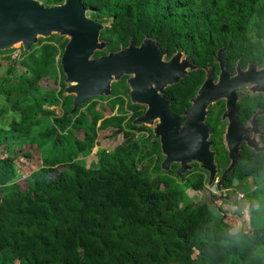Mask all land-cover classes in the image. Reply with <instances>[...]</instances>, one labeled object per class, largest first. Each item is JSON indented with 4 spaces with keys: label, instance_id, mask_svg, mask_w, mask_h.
Listing matches in <instances>:
<instances>
[{
    "label": "trees",
    "instance_id": "trees-1",
    "mask_svg": "<svg viewBox=\"0 0 264 264\" xmlns=\"http://www.w3.org/2000/svg\"><path fill=\"white\" fill-rule=\"evenodd\" d=\"M39 1L53 6L65 0ZM82 3L98 23L114 18L101 32L109 44L96 58L144 38L156 40L170 55L180 47L199 66L185 79L195 90L205 79L204 67L218 70L221 47L227 46V61L241 57L244 66H264V0ZM67 43L54 34L30 52L21 48L16 58V49L0 52V264H264V227H255V217L247 228L240 213L221 215L208 203L182 205L186 189L203 190L205 176L180 179L175 167L163 172L161 146L134 141L127 130L123 95L106 107L95 96L71 114L74 96L65 94L61 66ZM46 79L55 87L43 85ZM118 85L125 88L123 81ZM259 101L264 108V97ZM117 105L121 115L99 125L97 108L114 112ZM255 111L251 102L241 105L246 118ZM121 134L123 144L100 149L95 166H86L83 159L100 138ZM32 148L42 165L22 182L17 161L29 158ZM218 148L224 169L229 160ZM250 179L264 183V151L244 146L223 188L230 191ZM257 200L248 204L249 214L264 209V199ZM231 202L238 205V194ZM234 227L241 231L233 233Z\"/></svg>",
    "mask_w": 264,
    "mask_h": 264
},
{
    "label": "water",
    "instance_id": "water-1",
    "mask_svg": "<svg viewBox=\"0 0 264 264\" xmlns=\"http://www.w3.org/2000/svg\"><path fill=\"white\" fill-rule=\"evenodd\" d=\"M114 21L110 19L109 24ZM109 24L96 22L88 15V9L82 0H65L62 4L47 6L39 0H0V52L15 49L16 45H21L25 53L30 52L33 46L39 43L41 38H49L54 34L68 39L63 54L61 56V66L65 82L68 84L65 89L66 95H73V109L71 114H75L81 105L86 104L95 96H111L112 83L118 82L123 77L134 74L132 84L138 86L142 82L151 79V71H157L158 67H167L172 72V77H168L165 71L158 77L165 80L166 84L180 81L189 67L188 61L181 63V72L176 69L175 62H179L182 52H179L167 65L160 59L153 60L149 55L150 51L156 50L148 42L141 46L131 43L127 47H122L119 51H112L99 58L95 57L97 51H103L108 46L106 41L101 40V32ZM227 47L219 50L216 62L220 64V79L230 77L229 69L224 60V51ZM162 65H157V64ZM191 67H193L191 65ZM258 66L252 64L245 75L244 81H238L239 77H234L241 87L242 84L251 82L259 83L260 88L264 87V69L257 71ZM148 72V73H147ZM209 74L205 84L200 89L194 101V106L190 109L189 123L192 121L198 129L207 132L204 123L207 115L208 104L219 98L221 95H208V85L212 83ZM223 84V82L221 81ZM222 86V85H219ZM168 106V105H167ZM236 110V107H235ZM264 112H261L263 114ZM167 115L160 118L157 125V138L161 137V149L165 157L162 168L171 170L173 164H180L178 174L182 176L190 170L191 163L197 162L203 170L209 172V185L218 188L220 200H229L230 196L223 188L227 175L237 166L240 161L241 139L235 141V145H228L230 150L229 158L231 163L226 168L219 182H216L218 173V162L216 152L208 145H187L186 136L181 139L174 135V129L180 125V119L175 115ZM144 122L143 118L137 120L138 124ZM148 123L152 124L150 120ZM163 126V131L160 127ZM196 132H202L196 130ZM230 142L233 141L235 133H230ZM176 142L181 145H176ZM253 147V145H249ZM257 152L264 151V147L255 145ZM196 149V154H194ZM214 196V195H213Z\"/></svg>",
    "mask_w": 264,
    "mask_h": 264
},
{
    "label": "flooded vegetation",
    "instance_id": "flooded-vegetation-1",
    "mask_svg": "<svg viewBox=\"0 0 264 264\" xmlns=\"http://www.w3.org/2000/svg\"><path fill=\"white\" fill-rule=\"evenodd\" d=\"M146 42H148L151 47L156 48V50L150 51L149 53L153 60H157L156 56L159 53L160 59L163 60L161 63H165L163 65H167L166 63L177 56L179 52H182L181 60L179 62H175L176 69L178 72H181V63L186 60L190 66L186 68L188 73H186L185 76L180 79V81L174 83L166 84L165 80H162L158 77L159 73L162 74L164 71L166 76L172 77L173 74L168 69V66L158 67L159 69L157 71L149 72L151 74V79H149L147 82L140 83L138 86L132 84L133 81L131 80L135 77L134 74L127 75L118 81L124 82V89L118 85L117 81L112 83V94L114 93L113 85L115 83L117 84V89L119 91L123 90L124 94H118L111 97L109 100L115 99L119 95H123L122 97L125 101V125L127 130L134 134V141L139 139H149L147 142H144V145H149L153 140L152 145L161 146V137L157 138L156 136V130L158 128L157 125L160 124V118H165L170 114L171 110V113L180 119V125L174 129V135L176 138H178V140L181 139V136H186L188 140L187 145H208V143H210L211 149L216 152V159L218 157L219 151L214 149L215 145H222L223 154H225L229 160L228 165L231 163L228 145H235V141L237 139H241L240 154L244 146H247L256 153H259L256 151L255 145L264 147L262 142V136L264 135V124H260V116L264 115V113L261 114V112H264V108L260 107L259 101L261 96L264 97V87L260 88L259 83L251 84V82L242 84L243 86L238 87L240 85L234 77H239L238 81H244L245 75L249 76V71L247 70L252 64L258 66L257 71L264 69V66H260L259 63L252 62L247 63V65L244 66L241 63V57L236 60L229 59L228 61L224 57L226 66L229 69L230 77L227 79H220L219 76L221 73V67L219 63V67L216 72H214V68L212 66L204 67L205 79L202 81L199 88L195 90L194 87H188L185 85V79L192 72L197 71L199 68V66L192 60L191 56H189L180 47H177L176 51L170 55L167 48L161 47V45L158 44L156 40L151 38H144L140 44H136L135 42L133 43H135L136 46H141ZM222 48L225 47H221L220 49ZM219 50L216 54L215 61ZM157 65L162 64L158 63ZM191 65L193 67H191ZM209 74L212 77V83L208 85L207 92L210 91L208 92V95L212 97L215 94H219L221 96L212 103L208 104L207 115L204 122L207 126V132L205 133V130L203 131V129H198V127H196L192 121L189 123V111L194 106L195 98L197 97L202 86L207 81ZM100 102L107 103V105L110 106V102L104 100ZM244 102H251L256 108V111L250 118H246V115H243L241 112V105H243ZM115 111H117V113L114 114ZM115 111L108 117L121 115L119 114V108H117ZM108 117H105L104 119ZM140 118H143L144 120L142 124L137 123V120ZM104 119L99 120V125ZM150 120L153 121L152 124L148 123ZM160 128L162 130L159 131H163V126ZM196 130H200L202 132H196ZM139 133L141 135L140 137H137V134ZM230 133H235V137L232 142H230ZM156 142L158 144H156ZM176 145L181 144L180 142H176ZM249 145H253V147ZM193 152L196 154V149H194ZM228 165L224 169H221L218 163V173L216 179L220 181ZM174 167L176 169V174L180 179L190 173L202 174L205 176V178H207L206 180H208L210 176L209 172L206 170L200 169V172L196 170V168H200V165L197 162H192V168L183 173L182 176L178 174V170L181 168L180 164H173L172 168ZM206 188L207 187L205 186L203 190L205 191ZM214 192H218L217 187H215Z\"/></svg>",
    "mask_w": 264,
    "mask_h": 264
},
{
    "label": "rangeland",
    "instance_id": "rangeland-1",
    "mask_svg": "<svg viewBox=\"0 0 264 264\" xmlns=\"http://www.w3.org/2000/svg\"><path fill=\"white\" fill-rule=\"evenodd\" d=\"M21 48H22L21 45L15 46L16 50L13 53V57H16L17 55H19ZM7 64H8V62H4L3 70L7 67ZM18 69L20 70L21 66L18 65ZM43 85L48 86V87H52V88L55 87V83L51 82L49 79L44 80ZM66 86H68L67 83H66ZM113 91H114V93L111 96H108V97L107 96H99V99L110 102V104H111V100H109V99L111 97L119 94V92H118L119 90L117 89L116 83L113 85ZM95 98H97V97H95ZM103 104L105 107L107 106V103H103ZM117 108H119V105L116 107V110H117ZM97 109H99L101 119H104L105 117H108L110 114L113 113V112H109V110L107 108L101 109L100 107H98ZM60 113H61V110L59 107H57V114H60ZM115 113H117V111H115L114 114ZM210 124H212V123H210ZM140 135H141L140 133L137 134V137H140ZM124 140H125V138L122 134L116 138H110V137H107L105 139H103V137L100 138V140H99L97 146L94 148L92 154L90 156L86 157L85 159H83L84 163L86 164V166L94 167L96 161L98 160V154H99L100 149L113 150L118 145L123 144ZM152 143H153V140L150 142L148 147H150L152 145ZM222 148H223V146H222ZM217 150H220V149L218 148ZM29 153H30L29 158L26 156H24V157L21 156L18 158V161H17L18 167L23 173L22 182L32 172L38 170L42 165L40 154L36 150V148L30 149ZM161 155H162V153H161ZM146 162H150V160H147ZM200 169H202V168L201 167L196 168V170L198 172H200ZM162 171L168 172L164 168H162ZM216 180H217V182H219L218 179H216ZM208 185H209V179L206 180V182H205V186L207 187L205 191L204 190L203 191H194L192 189H186L185 194H184V202L182 205L186 206L187 203H191L194 205L208 203L216 210V212L218 214H221V215H223V213H225V211H232L235 213H240L242 216L243 224H244L243 227L249 228L251 226V220H252L251 216L255 217V219L253 218L255 227H264V209L259 211L256 215L249 214V212L247 211V206L250 202L258 201L257 198L258 199H260V198L264 199V183H261L260 185L257 186V184L252 179H250L249 181H246L245 183H237L236 187H234V189L227 192V194L230 196V199L229 200L223 199V200H225L224 203H222V201L218 197L219 194L214 193L215 186H208ZM238 193H243L244 198H240L238 195V202H237L238 205H235V204H233V202H231V200L234 201V198H236V195ZM221 215L218 216V219L221 217ZM231 231L233 233H237V232L241 231V228L240 227H236V228L234 227V228H232Z\"/></svg>",
    "mask_w": 264,
    "mask_h": 264
},
{
    "label": "built area",
    "instance_id": "built-area-1",
    "mask_svg": "<svg viewBox=\"0 0 264 264\" xmlns=\"http://www.w3.org/2000/svg\"><path fill=\"white\" fill-rule=\"evenodd\" d=\"M17 56H18V55H17ZM17 56H16V57H17ZM16 57H14V58H16ZM226 191H228V190H226ZM238 195H239L240 198H244V195H243L242 193H239Z\"/></svg>",
    "mask_w": 264,
    "mask_h": 264
},
{
    "label": "clouds",
    "instance_id": "clouds-1",
    "mask_svg": "<svg viewBox=\"0 0 264 264\" xmlns=\"http://www.w3.org/2000/svg\"><path fill=\"white\" fill-rule=\"evenodd\" d=\"M228 190V189H225V191ZM232 190V189H231ZM229 191V190H228ZM226 191V193L228 192ZM215 194H220L219 191L218 192H214Z\"/></svg>",
    "mask_w": 264,
    "mask_h": 264
},
{
    "label": "crops",
    "instance_id": "crops-1",
    "mask_svg": "<svg viewBox=\"0 0 264 264\" xmlns=\"http://www.w3.org/2000/svg\"><path fill=\"white\" fill-rule=\"evenodd\" d=\"M239 194V193H238ZM243 194V193H242ZM244 195V194H243Z\"/></svg>",
    "mask_w": 264,
    "mask_h": 264
}]
</instances>
